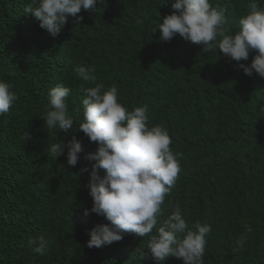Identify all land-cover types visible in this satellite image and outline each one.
Masks as SVG:
<instances>
[{
    "label": "trees",
    "instance_id": "obj_1",
    "mask_svg": "<svg viewBox=\"0 0 264 264\" xmlns=\"http://www.w3.org/2000/svg\"><path fill=\"white\" fill-rule=\"evenodd\" d=\"M248 2L211 0L227 10L233 34ZM29 3L0 0V79L19 96L0 116V264H155L141 256L149 236L124 233L119 242L87 247L91 229L109 223L95 213L83 216L93 204L87 184L95 163L84 157L97 143L78 128L81 89L98 83L117 87L129 110L146 104L150 126L166 128L183 157L161 222L178 205L189 224L210 225L204 264H264V78L238 67L250 65L255 52L237 62L219 50L203 53L179 34L162 41L152 30L174 11L171 0H105L94 11L82 9L79 24L69 17L56 37L25 12ZM80 65L94 68L96 81L78 79ZM58 84L72 89L67 103L75 124L67 135L48 130L43 119L48 92ZM73 136L83 151L71 167L66 148L53 158L48 147ZM245 233L244 249L234 252ZM39 236L49 241L45 255L28 246ZM163 264L184 261L170 256Z\"/></svg>",
    "mask_w": 264,
    "mask_h": 264
},
{
    "label": "clouds",
    "instance_id": "obj_2",
    "mask_svg": "<svg viewBox=\"0 0 264 264\" xmlns=\"http://www.w3.org/2000/svg\"><path fill=\"white\" fill-rule=\"evenodd\" d=\"M97 3L103 4L105 0H30L25 12L39 21L40 28L56 37L69 17L79 24L84 18L78 13L82 9L94 11ZM171 7L174 11L152 30L159 29L162 41H171L179 34L185 41L200 45L203 53L219 50L237 62L248 60L250 53L255 52L250 65L238 64V67L245 75L251 76L254 70L264 78V6L261 0H249V10L239 18L235 34L227 26V10L214 7L211 0H171ZM137 23L143 21L138 19ZM74 71L85 84L97 79L94 68L80 65ZM81 90L83 120L78 128L90 141L97 143V150L84 157L95 163L91 165L87 184L93 204L90 210H84L83 216L95 213L109 222L98 223L91 229L87 247L111 245L121 241L124 233H134L150 237L147 251L141 256L148 258L150 255L155 264H163L170 256L182 259L184 264H204L207 237L212 232L210 225L198 220L189 224L178 205L161 222L162 205L179 179L183 159L180 153L172 150L173 140L168 130L160 125L150 126L146 104L129 110L119 100L115 86L106 89L98 83ZM71 91L64 84L49 90L43 118L48 130L59 129L67 135L74 128L75 120L69 114L67 103ZM18 100L13 86L0 79V116L8 114ZM65 148L68 166H76L83 151L81 141L73 136L67 144L62 141L50 144L48 151L57 158L64 154ZM88 171L87 166L80 170L81 174ZM158 223L162 226L157 227ZM250 231L248 228L247 232ZM247 238L246 233L241 234L233 251H242ZM48 244L44 236L28 241V246L38 255L47 253Z\"/></svg>",
    "mask_w": 264,
    "mask_h": 264
}]
</instances>
